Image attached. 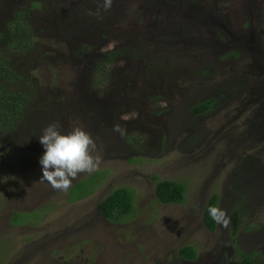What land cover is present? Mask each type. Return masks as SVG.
<instances>
[{
	"label": "rangeland",
	"instance_id": "rangeland-1",
	"mask_svg": "<svg viewBox=\"0 0 264 264\" xmlns=\"http://www.w3.org/2000/svg\"><path fill=\"white\" fill-rule=\"evenodd\" d=\"M32 1L0 0V45L12 10H24L32 31L30 54H3L37 104L25 129L0 134V264L264 262V52L255 30L264 0H112L108 11L103 0ZM207 99L205 113L190 112ZM50 123L62 134L82 127L100 157L67 191L40 180L39 136ZM161 180L183 186L179 203L155 201ZM117 188L132 208L106 221L97 204ZM211 194L228 218L237 210L234 234L230 222L202 225ZM185 246L191 261L177 255Z\"/></svg>",
	"mask_w": 264,
	"mask_h": 264
},
{
	"label": "trees",
	"instance_id": "trees-1",
	"mask_svg": "<svg viewBox=\"0 0 264 264\" xmlns=\"http://www.w3.org/2000/svg\"><path fill=\"white\" fill-rule=\"evenodd\" d=\"M185 1V0H178ZM197 1V0H189ZM42 0H33L30 7L37 8L41 6ZM24 10H12L11 13L5 14L4 22L1 23L5 34L2 37L0 45V134L8 133V131L23 130L26 128L25 122L28 120L29 112L34 110L37 105L34 102L33 88L29 87L26 82V77L19 71L13 70L8 64V58L4 51H15L19 58L25 54L32 52V31L29 23L24 19ZM99 18H92L96 22L101 21ZM74 21V19H73ZM74 22L70 20L67 25L72 26ZM102 29V28H101ZM59 30V27H58ZM57 30V31H58ZM255 30L259 37L260 45L264 52V17H259ZM53 30L52 32H55ZM79 47V45H77ZM109 54V53H108ZM107 54V55H108ZM109 57V56H108ZM213 100L207 99L190 108L192 114H203L212 105ZM3 132V133H2ZM183 186L172 180L156 181L154 185V198L158 204H177L182 200ZM217 196L211 194L203 207L201 215V223L208 231H213L215 223L208 213L211 206H216ZM97 208L101 216L106 221L115 222L118 216L128 214L132 208L131 197L123 188H117L106 195L98 204ZM231 225V233L234 234L237 230L239 217L237 210H232L229 215ZM14 223L11 222V225ZM177 255L184 260L191 261L195 254L191 247H181ZM235 264H264L263 260L255 254H250L241 257Z\"/></svg>",
	"mask_w": 264,
	"mask_h": 264
},
{
	"label": "clouds",
	"instance_id": "clouds-1",
	"mask_svg": "<svg viewBox=\"0 0 264 264\" xmlns=\"http://www.w3.org/2000/svg\"><path fill=\"white\" fill-rule=\"evenodd\" d=\"M111 6L112 0H103V11L110 10ZM95 15H100V8ZM113 131L123 134V129L118 125L114 126ZM39 143L44 148L39 160L42 170L40 180L46 181L53 190L67 191L80 174L91 173L99 166V155H93L96 143L80 126L62 134L57 123H50L42 129ZM208 213L214 222L223 227L230 222L226 210L222 208L211 206Z\"/></svg>",
	"mask_w": 264,
	"mask_h": 264
}]
</instances>
